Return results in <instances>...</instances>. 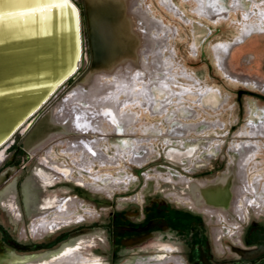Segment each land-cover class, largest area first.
Returning a JSON list of instances; mask_svg holds the SVG:
<instances>
[{"label": "rangeland", "instance_id": "rangeland-1", "mask_svg": "<svg viewBox=\"0 0 264 264\" xmlns=\"http://www.w3.org/2000/svg\"><path fill=\"white\" fill-rule=\"evenodd\" d=\"M72 2L79 11L83 37L81 65L31 122L16 132L4 148L2 158L19 145L17 158L28 161L26 167L18 172L24 177L22 197L29 215L15 222L18 230L25 227L27 234L32 236L27 240L41 241L39 236L48 232L42 230L45 225L70 218L63 213L58 219H51L54 214L48 216L53 201L64 195L69 196L68 199H61L74 201L67 211L75 212L76 195L77 200L86 199L85 202L93 198L103 201L116 197L118 204L121 198L135 204L143 198L148 201L154 197L174 199V204L184 205L189 201L182 203L175 189V181L180 177L193 183L204 181L207 186L227 177L233 180L234 177L235 182L231 181L234 186L239 180L235 177L239 157L233 147L248 137L249 144L255 145L256 150L244 165L245 179L239 188L243 195L236 198V204L242 206L247 197L254 199V195L264 202V133L250 134L248 126L264 121V90L228 77L217 61L220 45L231 42L245 27L253 26L259 31L234 40L224 62L232 72L264 83V0H121L114 4L118 14L124 13L126 20L135 24L131 29L132 35L120 30L125 38L118 48L132 57L137 53L143 64L155 67L156 75L167 81L171 96L166 98L167 91L160 87L161 81L155 75L150 80L146 77L145 72H150L152 67L141 71L139 65L128 67L124 64L123 69L117 65L116 71L100 75L99 83L118 88L102 97L115 94L117 111L125 114L122 120L113 118L109 121L104 115L98 116L100 129L62 132L63 135L60 133L51 142L41 135L38 146L29 148L26 147V139L36 125L64 99L74 98L70 95L80 87L87 94L96 67L107 57L109 36L96 26L97 20L93 16L95 0ZM100 3L103 7L107 5L106 0H100ZM93 30L96 36L100 33L103 37L99 61L94 54ZM134 61L138 62L139 58ZM131 69L136 72L129 76ZM121 88L124 89L119 90ZM78 102L86 105L87 99L80 98ZM68 138L96 139L94 145L100 159L85 156L80 151L69 152L66 149ZM189 148V154L179 160L167 157L171 151ZM176 156L180 154L176 153ZM76 179L91 186H80ZM57 180L55 186L48 187ZM9 183L15 198L14 178ZM96 187L100 188L96 191ZM188 204L191 205L190 202ZM245 205L240 215L227 209V215L234 224L223 219L218 223V230L225 233L224 240L235 239L250 219L264 223V205L257 208L250 202ZM71 221L66 220L67 223ZM82 240L79 238L69 246L80 244L83 256L90 261L98 260L101 264L161 262L153 250L154 245L149 246L152 248L145 254L129 251L112 259L109 249L93 245V238L90 241L84 238V245ZM155 240L150 238L149 241ZM224 244L228 246L227 242ZM63 245L53 251H48V246H45L19 256L54 253Z\"/></svg>", "mask_w": 264, "mask_h": 264}, {"label": "bare ground", "instance_id": "bare-ground-1", "mask_svg": "<svg viewBox=\"0 0 264 264\" xmlns=\"http://www.w3.org/2000/svg\"><path fill=\"white\" fill-rule=\"evenodd\" d=\"M106 1H107V5L103 7L102 6L103 4L100 3V0H95V3H94L95 12L93 11L94 15L93 13L92 15L95 16L97 20L98 25L96 26H99L100 30L109 36L107 40V47L109 48L106 52L107 57L104 58L103 63L102 61L99 62L97 66L98 68L96 67V74L93 77V82L90 84L88 88V93L86 94L85 93L86 90L80 87L79 90H76L74 93L70 95V97L72 95L75 96L74 98H71V99L68 98L69 100L64 99L59 104V106H57L55 109L52 110L51 113H47V115L44 118H42V120L36 125L34 130L27 137L26 147L35 148V146H38L41 135H45V140L47 137L48 142H51L52 139H54L57 135L59 136L60 133L62 134V132H64V134L65 132L66 133L67 132H70V133L80 132L81 133L83 131H86V129H91L94 131L97 129H100L99 122L101 121L99 118H96L98 116L101 117L104 115L108 117L109 121H111L113 118H117L118 121L122 120L123 119L122 117L125 116V114H122L119 111H117L115 100H114L115 94L112 97H105V98L102 97L103 95H105V93L118 90V88H116L114 85L109 86L108 84L99 83L100 75L106 74L107 72H110V71L111 72L116 71L117 65L118 66L120 65L119 68L123 69L124 64H126L128 67H131L132 65L135 64V65H139V67L141 68V71L149 70V68L152 67V70L150 72L149 71L145 72L146 77L150 80L151 76L155 75L157 77V80L161 81L159 83L160 87L163 88L164 91H167L166 98L171 96L172 92L170 88L168 87L169 85L167 81L163 80L162 77L156 75L155 67H153L151 64H143L142 60H140V57L137 53H134L132 57L131 55L125 54L123 52L124 50L122 49L120 50L118 48V46L120 45V42L124 40L125 38L122 34H120V30H124L126 31L127 34L132 35L131 29L133 28L135 24L133 21H130L129 19L126 20L127 17L125 18L126 15L124 13L123 15L122 13L118 14V11L116 10V8L113 7L114 4H118L119 2H121V0H116V1L106 0ZM67 4L68 2L66 0H0V37L1 38L2 37L5 38L7 36L18 37V36H23V35H31L36 32L40 34L50 32L51 27L53 25L52 16L54 14V11L57 12V29H63V30L68 29L70 26H73V23L75 25L77 16H76L75 8L74 7L71 8L70 10L73 13V19H72L73 22L72 20L69 22L68 20L69 10H67L66 8ZM125 21L126 23L124 24L123 22ZM252 31H258V30L255 29V27L253 26L245 27L243 31L241 32V34L235 37V40L239 39L240 37L246 34L251 33ZM80 37H81V28H80ZM100 37L103 39L102 36ZM97 38H95L94 43H99L97 45H101L102 43L101 38H98V39ZM230 46H231L230 43H226V44H223L222 46L221 45L219 46L220 51L217 54V61H218V65H220V67L223 68L222 71L228 77L232 79H236L239 82L249 84L253 87H256V89L258 88V89L264 90L263 82H260L256 79H253V78H250L244 75L240 76V75L234 74L227 69L224 59L226 58L228 54V49ZM82 49H83V42L80 41V52L78 51L76 55L81 56V59H82V53H83ZM98 49L95 47V52L99 54L100 52ZM136 50L137 49L135 47L134 51ZM68 51L69 50L67 49V52ZM98 54L95 55L96 61H99L100 55ZM137 58H139V61L135 62L134 60H136ZM129 59H131L132 61H129ZM80 65H81L80 62H78L77 69L50 93V95L45 99V101L41 103V105L31 115H29L24 120V122H22L19 125V127L14 131V133L7 140H5L3 143L0 144V163L4 156V148L8 145L9 141L16 134V132H18L19 130H22L25 126H27L31 122L34 116L37 115L49 103V101L56 94V92L64 85V83L78 71V68ZM114 66L116 67L114 68ZM69 70H70V67L67 66L61 73L67 74ZM135 72L136 71L131 69L129 76H131ZM43 79L44 78L42 79L40 78L37 81L23 83L20 85H15L13 87H3V88L0 87V94L10 91V90L26 89L28 91H38L40 89L39 86H42L45 84L48 85L47 90L50 91L54 88V86L57 83V80L52 81L51 79H48V80H43ZM149 85L150 84H147L148 87ZM123 89L124 88H121L119 90H123ZM17 94L18 93H14L10 95L16 96ZM80 98L84 100L87 99V104L86 105L80 104L78 102ZM7 108L9 109V107ZM0 117H1V114H0ZM248 126L250 128L249 129L250 134L264 133V121L263 120L260 121V123L258 124L254 123ZM95 142H96V139L84 140V138H79V139L72 140L68 138L66 140V145H67L68 151H78L80 150V148H83L85 152H88L89 154H92L95 157L96 153L92 151L90 152L86 147V143H90L91 145H94ZM249 143H250L249 141H246L244 145L241 144V145H237L233 147V149L238 152V157H239L237 159V168L235 171L236 172L235 177L237 176V178L240 180V181L238 180L237 184H234V186L231 185L232 187L230 186L231 181L235 182L233 181L234 177H233V180H229L230 177H227L225 179L220 180L219 182L217 181L213 184H210V186H207L206 182L204 183L194 182L193 183L190 179H185V178L180 177L178 178V180L175 181L176 183L175 189H176L178 196L183 201H189L191 203V206L204 210L206 214L211 216V218L212 217L215 218L217 222L218 220L223 218L225 221H228V223L230 224H234V223L233 221L230 220L229 216L227 215L228 213L227 209H232L238 215H240L241 211L244 210L243 207L246 206L245 204L247 202L248 203L250 202V204L253 203L256 208L257 206L264 205L263 204L264 202H262L257 197V195H254L253 197L254 199H252L251 196L247 197L243 201L242 206H239L236 204V198H238L240 194L243 195L242 193L243 191L242 190L240 191L239 188L243 186L242 181L243 179H245L244 178V174H245L244 165L247 162V160L251 158V156L255 153V150H256V146L251 145ZM190 151H191L190 148L186 149L185 151L184 150L178 151V152L171 151L169 152L167 157L170 158L171 160L176 161L177 159L179 160L181 156H184V155L187 156ZM176 153L180 154V156H176ZM172 157H174V159ZM95 158L98 159L99 157L96 156ZM230 191H232L231 197L229 196ZM12 198L13 197L11 195H6L3 197V200H5L6 203H8L12 200ZM57 204L60 205V202H58ZM59 210L60 211L62 210L61 207L59 208ZM77 220H79V218ZM65 223H67L66 220H61L57 222L53 221L45 225L42 228V230L45 233L48 230L50 229L53 230L59 225L65 224ZM81 249H82V246L80 244H77L74 247L69 246V244H64L59 250L55 251L54 253L43 254L41 256L34 257L31 260H27V261L25 260L23 261V259L11 260L10 258L7 257L6 259L3 258L4 260L0 261V264H101L98 260L90 261L88 258L84 257L81 252Z\"/></svg>", "mask_w": 264, "mask_h": 264}, {"label": "flooded vegetation", "instance_id": "flooded-vegetation-1", "mask_svg": "<svg viewBox=\"0 0 264 264\" xmlns=\"http://www.w3.org/2000/svg\"><path fill=\"white\" fill-rule=\"evenodd\" d=\"M234 40L235 38L227 43L232 45ZM226 67L231 71L227 65ZM248 138L236 145H244L246 141L251 142ZM17 146H14L4 158L5 160L3 159L0 163V174H6V177L0 180V188L3 187L0 191V241L4 248L13 251V253L4 251L0 255V261L7 257L11 260L27 261L42 254L24 256L19 254L37 251L45 246H48V251H51L65 243L72 244L79 238L83 240L86 238L88 241L93 238V245L109 249L112 259L129 251L145 254L152 248L149 246L154 245L153 250L159 256L160 264H264V223L250 219L244 230L238 231L235 239L224 240V231L218 230V223L223 218L217 222L215 218L204 213V210L191 206L189 202L184 205L174 204L175 200L170 198L153 197L148 198V201L143 198L140 203L135 204L121 198L118 204L116 197L103 201L93 198L85 202L86 199L77 200L76 195L74 199L77 208L74 212L67 211L69 204L73 205L74 201L61 199H68L69 196L64 195L53 201V205L48 209L50 210L48 216L54 214L51 219H58L63 213L62 215L70 217L66 220L73 221L48 230L47 233L39 236L42 237L41 241H34L32 238L27 240L30 235L27 234L25 227L21 231L15 226V222L24 220V215H29L22 197L21 183L24 177L18 172L26 167L28 161H24L21 157L17 158L19 150ZM86 147L90 152L96 153L95 157L98 156L100 159V153L95 145L86 143ZM78 151L85 156L95 158L83 148ZM12 178L16 186L15 198L6 203L3 200L4 196L13 197L9 187L11 183L8 184ZM58 181L49 184L48 187L55 186ZM76 182L80 186H91L77 179ZM195 182L204 183V181ZM99 188L96 187L94 190L97 191ZM58 202L60 205L57 204ZM182 203L186 202L182 201ZM150 238H155V242H150ZM83 240L81 244L84 245ZM70 241L72 242L69 243ZM225 242L228 246H225Z\"/></svg>", "mask_w": 264, "mask_h": 264}, {"label": "water", "instance_id": "water-1", "mask_svg": "<svg viewBox=\"0 0 264 264\" xmlns=\"http://www.w3.org/2000/svg\"><path fill=\"white\" fill-rule=\"evenodd\" d=\"M66 1L68 2L66 8L69 10V22L73 19V13L70 9L75 8L76 27L73 23V26L68 29H57V12L54 11L50 32L43 34L36 32L18 37H0L1 88L37 81L40 78L57 80L56 85L50 91L47 90L48 85L45 84L39 86L38 91L10 90L0 94V144L7 140L19 125L45 101L50 93L78 67L81 56H77L76 53L80 52V41L83 40L82 34L80 37L79 11L72 1ZM100 36H102L100 33L96 36V31H92L95 55L98 54L95 52V47L98 49L100 45L95 44L94 40L97 37L101 38ZM67 66L70 67L69 72L62 74L61 72ZM14 93L18 94L16 96L10 95ZM5 177L6 174H0V180ZM4 251L12 250L4 248L0 241V255Z\"/></svg>", "mask_w": 264, "mask_h": 264}]
</instances>
